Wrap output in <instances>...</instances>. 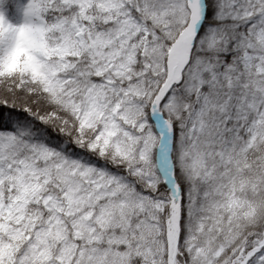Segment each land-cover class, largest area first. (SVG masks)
I'll list each match as a JSON object with an SVG mask.
<instances>
[{
    "label": "snow or ice",
    "instance_id": "6c2138e0",
    "mask_svg": "<svg viewBox=\"0 0 264 264\" xmlns=\"http://www.w3.org/2000/svg\"><path fill=\"white\" fill-rule=\"evenodd\" d=\"M0 264H264V0H0Z\"/></svg>",
    "mask_w": 264,
    "mask_h": 264
}]
</instances>
